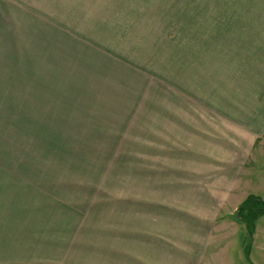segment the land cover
Instances as JSON below:
<instances>
[{
  "label": "rangeland",
  "instance_id": "1",
  "mask_svg": "<svg viewBox=\"0 0 264 264\" xmlns=\"http://www.w3.org/2000/svg\"><path fill=\"white\" fill-rule=\"evenodd\" d=\"M107 7L100 52L54 43L46 61L28 63L46 67L0 68V264H39L68 237L93 235L95 221L124 215L146 237L132 264H264V212L244 213L252 234L235 219L248 196L264 201V135L253 144L231 106L248 107L253 88L264 94V0ZM204 29L225 41L208 44ZM190 59L195 77L209 78L212 101L196 105L209 111L159 114L166 93L187 90L172 72ZM219 109L231 126L212 115Z\"/></svg>",
  "mask_w": 264,
  "mask_h": 264
},
{
  "label": "crops",
  "instance_id": "2",
  "mask_svg": "<svg viewBox=\"0 0 264 264\" xmlns=\"http://www.w3.org/2000/svg\"><path fill=\"white\" fill-rule=\"evenodd\" d=\"M109 4L110 0H0V68L5 66L46 67L48 66L47 63L37 65L28 63L46 61L45 53L53 52L54 43L65 44L64 46L76 44L78 50H81L85 44L92 45L94 51L100 52L101 13L102 10H108ZM211 32L210 29H204L203 39L208 44L214 45L216 40H219L221 44L225 41L222 39L223 35H219L218 30L215 32L220 37H216L213 41ZM256 34L243 31L239 35L249 37ZM209 40H212L213 43H210ZM244 40H234L225 46H237L243 44ZM84 49L82 50L84 51ZM18 61H22V64H15ZM170 61L163 62V69L170 67L168 66ZM178 61L180 62L179 69L182 70H173V81L176 83L177 74L187 77L190 80L188 88L187 90L183 88L179 91H173L172 94L166 93L164 95L166 107H162L159 103L156 110L159 114L167 111L166 114H172L176 118L178 116L180 119H182L181 116H185L189 120H193L190 119L191 115L194 114L193 111H196L195 115L205 116L204 111H209V108L204 107L207 106V99L212 94L207 73L205 72L204 78L197 79L194 72L195 61L191 59ZM176 62L174 60L173 64ZM185 68H188V71ZM160 77L161 74H159ZM248 93H250L247 101L248 107H239L232 102L231 106L235 112L243 113L247 117L244 119L246 120L244 125L249 127L250 123L252 128L250 132L254 135L253 144H258L259 139L257 138L264 135V94L262 95L260 89L256 91L254 88ZM199 99H203L204 103H201ZM215 99L222 100L219 97ZM176 101L194 103L195 106L198 105V101L204 107L196 106L191 111H187L186 108L176 106ZM211 101L210 97L209 102ZM252 101L255 103L252 104ZM222 112L219 109L218 113L212 115L217 116L218 122L226 120L231 126L234 123L231 122L232 117L223 116ZM189 120L186 124L188 127L192 124L189 123ZM197 120L198 118L195 119V121ZM244 131L247 130L244 129ZM224 140L228 141L229 145L234 144L231 138L224 136ZM184 151L187 152V149ZM117 212L121 214L123 210H117ZM128 222L126 215L117 220L95 221L93 235L68 237L72 239L66 243L62 251L54 252L53 256L48 254V257L40 259L38 262L39 264H132L128 259H131L132 253L135 254L133 252L134 246L141 245V249L146 237L143 234L133 236L132 229H128Z\"/></svg>",
  "mask_w": 264,
  "mask_h": 264
},
{
  "label": "trees",
  "instance_id": "3",
  "mask_svg": "<svg viewBox=\"0 0 264 264\" xmlns=\"http://www.w3.org/2000/svg\"><path fill=\"white\" fill-rule=\"evenodd\" d=\"M239 208H240V210L238 212V215L242 219V221L237 220V218H235V219L238 223L245 225L246 228L248 229V232L250 234H252L253 230H254V223H252L253 220L248 221L245 218L244 213L246 211H248V212H251V211L252 212H264V201H262L258 197H254V196L250 195L241 203V205H239ZM248 212H247V214H248ZM252 215H256V214H252Z\"/></svg>",
  "mask_w": 264,
  "mask_h": 264
},
{
  "label": "water",
  "instance_id": "4",
  "mask_svg": "<svg viewBox=\"0 0 264 264\" xmlns=\"http://www.w3.org/2000/svg\"><path fill=\"white\" fill-rule=\"evenodd\" d=\"M239 210H240V208H238V209L236 210V218H237L239 221H242V219H241V218L239 217V215H238ZM245 258H246L247 261L250 262L249 255H248V250H246V252H245Z\"/></svg>",
  "mask_w": 264,
  "mask_h": 264
}]
</instances>
